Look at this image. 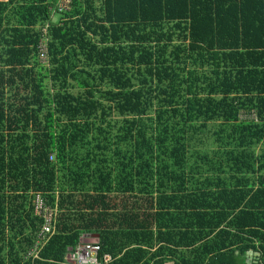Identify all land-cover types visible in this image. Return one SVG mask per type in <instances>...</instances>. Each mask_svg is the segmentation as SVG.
Wrapping results in <instances>:
<instances>
[{"label": "trees", "instance_id": "16d2710c", "mask_svg": "<svg viewBox=\"0 0 264 264\" xmlns=\"http://www.w3.org/2000/svg\"><path fill=\"white\" fill-rule=\"evenodd\" d=\"M57 2L0 3V264H264V0Z\"/></svg>", "mask_w": 264, "mask_h": 264}, {"label": "built area", "instance_id": "2783aa9c", "mask_svg": "<svg viewBox=\"0 0 264 264\" xmlns=\"http://www.w3.org/2000/svg\"><path fill=\"white\" fill-rule=\"evenodd\" d=\"M74 0H58L56 4L57 12L70 11ZM44 47L40 57H44ZM52 158V156H50ZM34 214L42 219V225L38 232L37 240L40 245L44 243L54 232L56 210L46 203L44 197L37 193L33 198ZM101 245L97 242H80L68 253L67 260L73 264H102L100 257ZM112 260L111 254L105 255V261Z\"/></svg>", "mask_w": 264, "mask_h": 264}, {"label": "water", "instance_id": "95a60500", "mask_svg": "<svg viewBox=\"0 0 264 264\" xmlns=\"http://www.w3.org/2000/svg\"><path fill=\"white\" fill-rule=\"evenodd\" d=\"M94 240L95 241H99L98 239H94ZM259 255H260V252L249 250L248 253H247V259H246L247 263L248 264L257 263Z\"/></svg>", "mask_w": 264, "mask_h": 264}, {"label": "rangeland", "instance_id": "374dc122", "mask_svg": "<svg viewBox=\"0 0 264 264\" xmlns=\"http://www.w3.org/2000/svg\"><path fill=\"white\" fill-rule=\"evenodd\" d=\"M54 19H57V15L54 16ZM41 60H43V57H41ZM88 240H90V241L92 240V241H93L94 238H89V239H88V238L86 237V238H84V240H82V242H85V241H88ZM67 256H68V255H67Z\"/></svg>", "mask_w": 264, "mask_h": 264}, {"label": "clouds", "instance_id": "9594fccd", "mask_svg": "<svg viewBox=\"0 0 264 264\" xmlns=\"http://www.w3.org/2000/svg\"><path fill=\"white\" fill-rule=\"evenodd\" d=\"M81 242H82V241H81ZM85 242H98V241H95V240H94V241H92V240L90 241V240H88V241H85Z\"/></svg>", "mask_w": 264, "mask_h": 264}, {"label": "crops", "instance_id": "0c3cea01", "mask_svg": "<svg viewBox=\"0 0 264 264\" xmlns=\"http://www.w3.org/2000/svg\"><path fill=\"white\" fill-rule=\"evenodd\" d=\"M3 1H7V0H0V3L3 2Z\"/></svg>", "mask_w": 264, "mask_h": 264}]
</instances>
